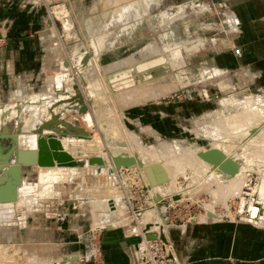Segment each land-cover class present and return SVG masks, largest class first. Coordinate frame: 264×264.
Listing matches in <instances>:
<instances>
[{"label":"rangeland","instance_id":"obj_1","mask_svg":"<svg viewBox=\"0 0 264 264\" xmlns=\"http://www.w3.org/2000/svg\"><path fill=\"white\" fill-rule=\"evenodd\" d=\"M143 1L38 0L45 7L42 26L49 28L48 54L55 66L46 72L50 77L47 83L38 86L40 98L35 99L24 90L0 101L3 105L0 109V152L12 149L13 134L24 136L26 141L34 137L30 133L32 128L40 119H49L53 114L68 126H82L88 132L86 138L63 137L95 140L99 136L108 158L122 147H140L147 159L164 155L165 163L168 160L167 163H174L183 172L173 176V180L168 178L161 186L150 187L146 167L107 168L103 156L95 154L81 159L82 165L71 168L24 167L18 200L0 206H7L0 211V264H64L59 257H54L55 250L37 247L31 239L32 226L38 223L40 227L52 228L55 220L60 219L61 229L67 231L70 224L75 229L70 233L65 231L64 240L67 241L70 235L75 237L80 226L81 231L91 228L90 235L109 224L125 231H128L127 225L136 226L131 233L141 230L144 224L162 234L167 225L215 218L264 226L258 223V218L264 214V205L257 199L262 187L264 191V182L260 187L258 169L242 174L240 187L233 188L234 191L231 185L223 186L221 181L209 183L205 174L197 172L196 161L192 166L185 164L191 159V151L205 150L220 141L219 144H230L231 149L244 142L245 149L253 154H248L249 161H246L250 163L252 158V165H261L264 169V148H261L264 135L256 136L262 143L256 137H253L256 141L250 138L256 127L264 123V89L248 84L238 69L220 68V73H213L214 62L210 57L214 52L206 43L212 36L223 38L226 30L217 9L208 0ZM54 8L64 10L61 18L56 16ZM162 12L169 15L162 16ZM63 16L69 19L68 30ZM92 37L97 38L95 44L104 38L102 47L96 44L99 59L92 58L84 76L83 73L79 75L72 65L71 54H80L82 50L89 52ZM153 43L159 48L151 51ZM117 61L123 65L115 67ZM151 65L155 66L154 70ZM133 70L140 76L134 82L131 80ZM58 76H62V81ZM80 76L84 83L91 82L93 100L86 95ZM121 77L128 84L120 87ZM147 79L155 81L149 85H152L149 94L137 93L136 89L146 87L145 83L150 81L140 80ZM112 80H116V91L109 88ZM72 85H76L81 94L85 113L77 112L75 106L79 103L75 100L57 105L58 98L64 99L74 93ZM132 93L136 97L134 100L128 97ZM69 105L74 107L69 109ZM249 109H254V115ZM59 126L51 125L49 132L55 134L60 131ZM56 137L61 143L63 137L57 134ZM26 141L19 140V143L28 146ZM79 147L80 144L76 145L77 151L73 154L78 158L87 155L82 154ZM92 157L100 158L101 165L88 164L87 159ZM178 163L186 167L181 168ZM97 200H101L103 208H96L99 212L94 208ZM248 213L255 217L253 222L247 221Z\"/></svg>","mask_w":264,"mask_h":264},{"label":"crops","instance_id":"obj_2","mask_svg":"<svg viewBox=\"0 0 264 264\" xmlns=\"http://www.w3.org/2000/svg\"><path fill=\"white\" fill-rule=\"evenodd\" d=\"M143 2L146 3L145 0ZM208 2L217 9L221 24L226 30L223 38L212 36L206 43L209 50L214 52L210 57L214 62L213 73H220V68L238 69V73L248 84L259 86L258 88L263 90L264 0ZM44 8L38 0H0V101L13 94H21L24 90L38 99V86L46 84L48 78L50 79L46 72L54 68L55 64L48 54L51 45L47 41L50 40L47 39L49 28L42 26L46 12ZM161 14L169 15L167 12ZM103 41L100 47L103 46ZM234 48H238L237 54L234 53ZM163 49L166 51V47ZM179 49L178 47L177 50ZM159 52L161 53V49ZM151 68L154 70L155 66L151 65ZM61 77L58 76L60 81ZM12 144L11 150L0 152V164H14L15 161H11L13 157L15 159L14 152L20 148H30L14 141ZM23 181L21 178L17 187V198ZM6 207L0 208V211ZM94 208L98 212L103 209L98 203L94 204ZM97 220L99 221V218ZM60 221L55 220L52 228L40 227L37 223L32 226L31 235L32 242L36 243L37 247L41 245L55 250L57 253L54 257H59L60 263L129 264L137 239L131 236L132 234L126 235L124 229L103 226L90 235L91 228L81 231L80 226L77 227L75 239L70 235L71 239L67 241L64 240L67 237L65 233L75 229L72 224L66 228L67 231L61 229ZM165 228L162 234L167 235L175 264H264V226L215 218L167 225Z\"/></svg>","mask_w":264,"mask_h":264},{"label":"bare ground","instance_id":"obj_3","mask_svg":"<svg viewBox=\"0 0 264 264\" xmlns=\"http://www.w3.org/2000/svg\"><path fill=\"white\" fill-rule=\"evenodd\" d=\"M58 7V6H57ZM62 11H64L63 9H55L54 8V13L56 14V16H58L59 18H61V13H62ZM63 14V13H62ZM66 16V15H65ZM64 17V16H63ZM63 20V22H64V25H65V28H66V30H68L69 29V27H70V22H69V19H67V17L65 18L64 17V19H62ZM97 38H95V37H92L90 40H89V48H90V50H89V52H88V55H85V53H87V51L86 50H82L81 52H80V54H75V55H72L71 54V56L73 57V63L74 64H72L73 65V67L75 66V70H77V72L79 71V73H83V76H84V72L85 71H87V69H88V67L90 66V64H91V62H92V58L94 59V60H98L99 59V52H98V50H97V47H96V44H101L102 43V41L104 40H99L96 44H95V40H96ZM104 42V41H103ZM80 46V45H79ZM151 46H153V48H151L152 49V51H154V49H158L159 47H157L156 46V44L155 43H153V44H151ZM151 46H149V47H151ZM100 47V46H99ZM145 49V48H144ZM170 52H175V51H171L170 50ZM85 56H87L86 57V59L84 58ZM147 59V58H146ZM125 61V60H124ZM121 65H123L120 61H117L116 63H115V67H120ZM131 66H133V65H130V67ZM122 70V69H121ZM87 73V72H86ZM124 77V76H123ZM128 77V76H127ZM131 80H132V82H134V81H137V79H140V76H138V74L137 73H135V71L133 70V72L131 73ZM117 80V79H116ZM116 80H112V82L111 83H109V88L112 90V91H116L115 90V85L117 84V83H114ZM148 80H150V79H147V80H140V81H148ZM154 79H151L150 81H148V82H146L145 84H146V87H141L140 89H136L135 91H138L137 93H139V94H143V95H146V94H149V92L151 91V89H150V87L152 86H149L151 83H153V82H155V81H153ZM95 80H93V82H94ZM124 81H127L126 79H123L122 77H121V79H119V86L121 87V85L122 86H124V85H127L128 83L127 82H124ZM96 82V81H95ZM131 82V83H132ZM89 84H91V82L90 81H85V85H84V89H85V92H86V94H87V96H89L92 100H93V95H92V90H91V88H90V86H89ZM118 86V87H119ZM97 87V86H96ZM120 87H119V89H120ZM98 90V89H97ZM124 94V93H123ZM134 93H132V94H130V95H128V97H131V99L132 100H134V99H136V97L133 95ZM151 95H153V94H151ZM101 96L99 95V98H100ZM139 99V98H138ZM89 101V100H88ZM249 102V101H248ZM252 104H254V103H252ZM245 105V104H244ZM247 105V104H246ZM249 105H250V102H249ZM2 106L3 105H0V109L2 108ZM253 106V105H252ZM242 107V106H241ZM250 108V107H249ZM262 108V107H261ZM3 109V108H2ZM259 109V108H258ZM252 110H254V109H249L248 111L250 112V113H252L253 114V112H252ZM242 113V112H241ZM244 113V112H243ZM242 113V114H243ZM252 114H250L251 116L250 117H252ZM245 115V114H244ZM254 115V114H253ZM70 117V116H69ZM114 117V116H113ZM261 117V116H260ZM253 118V117H252ZM245 120V119H244ZM249 120V119H248ZM250 121V120H249ZM239 122V121H238ZM242 122H244V121H242ZM242 122H241V124H242ZM262 122H263V119H262ZM245 124V123H244ZM243 124V125H244ZM247 124V123H246ZM251 124H253V122H251ZM263 125H264V123H263ZM263 125H258L257 127H256V129H255V131H253L254 133H252V135H250V138L252 137H256V136H258V134L259 135H261V137L264 135V126ZM113 126V125H112ZM231 126V125H230ZM254 126H256V125H254ZM109 127V126H108ZM240 127V126H239ZM251 127V126H250ZM234 128V127H233ZM236 128V127H235ZM114 129V128H113ZM120 127L118 126V128H117V131L119 132L120 131ZM112 130V129H111ZM115 130V129H114ZM262 130V133H260V131ZM108 131V130H107ZM45 132H49V131H47V130H44V133ZM110 132V131H109ZM112 132V131H111ZM6 134V133H5ZM248 134V133H247ZM263 134V135H262ZM34 135V134H33ZM119 135V133L118 134H116V136H118ZM13 136V139H14V142L16 143V144H18V145H21V143H19V140H21V141H26V140H23V139H25L24 138V136L23 137H19L17 134H13L12 135ZM70 136H72V135H70ZM114 136V135H113ZM27 137H29V136H27ZM73 137H75V136H73ZM79 137V136H78ZM80 137H84V136H80ZM99 137V136H98ZM96 138L95 140H86V139H83V138H80V139H75V138H71V137H63V139H61V145H62V148H63V150H65L66 152H70L71 153V155L74 157V158H76V159H82V160H85V159H83V158H86V157H89V156H91L92 154H95V155H97V156H100V157H102L103 159H104V161H105V163H106V166H107V168H113L114 166H113V163H112V161H111V156H114V155H118L119 157H121V159H120V162H119V165H118V167L116 168L117 170H119L121 167L122 168H130V170H131V168L132 169H134L133 167H136V165H138V166H142L143 168H145V175H146V172H147V175H149V179H151V181H152V183H149L150 184V187H153V186H155V185H157V184H160V186H161V184H163V183H165V182H167L168 181V178L169 179H171V178H173V176H176V174H178V173H181V171L183 172V170H180L178 167H176V165L174 164V163H167V161L168 160H166V163H165V161H164V159L166 158V157H164V155H162V156H155L154 158H152L151 156H150V159L148 160L147 159V157H146V155L143 153V151L140 149V147H135V148H131L130 146H125V147H122V148H120L119 149V151H118V153H116V154H113V155H109L110 157L108 158V155H106V153L102 150L103 149V147H104V145L102 144V141L101 140H99V138ZM259 137V136H258ZM258 137H256V139L258 138ZM20 138V139H19ZM34 138H35V135H34V137H30L29 139H27V145H28V147H34ZM247 138V140L249 139V137H246ZM251 138V139H252ZM253 138V140H255L256 141V139H254ZM260 138V137H259ZM263 139H264V137H263ZM119 140H121V139H119ZM245 140V139H244ZM257 140H259V139H257ZM261 140H262V138H261ZM225 141V140H224ZM221 142V141H220ZM220 142H218V143H214L211 147H209V148H214V149H216V150H218V152L219 153H221L223 156H224V159H226V160H228L227 162H226V164L224 165V166H222V167H219V165H212V164H210V162H207L204 158H202L200 155H199V152H201V151H203V150H200L199 152L198 151H191L190 152V155H189V158H191V159H188V160H186L185 161V164H186V166H192V164L194 165L195 163H192V162H194V161H196L197 162V167H196V169L198 168V171L197 172H202L203 174H205V177H207V179H208V181H209V183H210V181H212V180H214V182H216L217 183V181H221L222 182V185L223 186H225V185H227V186H232V190H234L233 188H236V187H240V181H241V176H242V174H246L247 172H249L250 170H252V169H258V171H259V173H260V176H261V179H260V181H261V184H260V187L262 186V183L264 182V169L263 168H260V166L258 167V166H256V165H252L251 164V162H254V161H252V158H250L251 159V162L249 163V162H247L246 161V159L248 160V154H250V155H253L252 154V152H249V151H247V149H245V147L243 146L244 144V142L241 144V145H239L237 148H235L234 146H232V147H234V148H232L231 149V145L229 144L228 146H227V144L225 143V144H223L224 142H222L221 144H219ZM253 142V141H252ZM259 142H261L260 140H259ZM249 143V142H248ZM262 143V142H261ZM15 144V145H16ZM78 144H80V151H81V153L82 154H87V155H85L84 157H81V158H78V156H75L74 154H73V152H76L77 150L75 149V147H76V145H78ZM251 145L250 146H252V143H250ZM262 144H264V140H263V143ZM22 145H24V144H22ZM129 145V144H128ZM254 145H255V143H254ZM253 145V146H254ZM249 146V147H250ZM263 146V145H262ZM17 147V146H16ZM260 147V146H259ZM116 148H118V147H116ZM248 148V147H247ZM255 148H257L256 146H255ZM261 148H264V147H261ZM15 149V148H14ZM13 149V150H14ZM133 149H135L136 150V152H133ZM253 149V148H252ZM258 149V148H257ZM117 150V149H116ZM251 150V149H250ZM259 150V149H258ZM262 150H264V149H262ZM251 151H253V150H251ZM12 152H14V151H12ZM261 152V151H260ZM15 153V152H14ZM13 153V154H14ZM88 153H90V154H88ZM254 153V152H253ZM259 153V152H258ZM79 154V153H78ZM261 154V153H260ZM7 155H8V153H7ZM6 155V156H7ZM157 155V154H156ZM161 155V154H160ZM5 157V156H4ZM13 157V156H12ZM157 157H158V159H157ZM161 157V159H159ZM164 157V159L162 160V158ZM188 157V156H187ZM248 157V158H247ZM257 158V157H256ZM125 159H130V161L128 162V163H126L125 164V162L123 161V160H125ZM170 159H172V158H169V160ZM175 159V158H174ZM173 159V160H174ZM179 158H177V160H178ZM152 160V161H151ZM255 160V159H254ZM12 162H14L15 161V159H14V157L12 158V160H11ZM104 161H103V165H105L104 164ZM249 161V160H248ZM258 161V160H257ZM182 162V161H181ZM260 162V161H259ZM125 165H124V164ZM180 163V162H179ZM179 163L177 164V166H181V165H179ZM258 163V162H257ZM256 163V164H257ZM182 165H183V163H181ZM9 165L10 164H8V165H4V164H0V183H2V181H5V180H7L6 178H8L9 179V175H7V168L9 167ZM149 165H151L150 167H149ZM259 165V164H258ZM264 165V164H263ZM186 166H181V168L183 167V168H185ZM29 167H31V166H29ZM32 167H39V168H53V167H64V166H56L55 164L54 165H52V166H42V167H40V166H36V165H33ZM65 167H67V166H65ZM86 167V166H85ZM68 168H71V167H68ZM121 168V169H122ZM165 170H163V169ZM104 169V168H103ZM233 170V171H232ZM205 172V173H204ZM202 173H201V175L200 176H202ZM147 175H146V177H147ZM161 175H163V177L161 176ZM168 175V176H167ZM162 178H161V177ZM148 179V178H147ZM171 180H173V179H171ZM170 181V180H169ZM20 182H21V180H20ZM218 184V183H217ZM264 185V184H263ZM230 186V187H231ZM258 186H256V188H257ZM158 188V187H157ZM259 188V187H258ZM263 188V187H262ZM262 188H261V191H262ZM154 189V188H153ZM227 189V188H226ZM254 190H255V188H254ZM235 191V190H234ZM256 191V190H255ZM260 191V190H259ZM259 191H257V192H259ZM259 192L260 193V195H258L259 197H257V199H258V202L259 203H261V204H263L264 205V191H262V192ZM158 194H160V193H158ZM161 195V194H160ZM18 198H19V189H18ZM18 198H17V188H16V199L18 200ZM15 199V200H16ZM16 200V201H17ZM109 200V199H108ZM16 201H9V202H7V203H4V202H1V203H3V204H0V206L1 205H7V204H11V203H14V202H16ZM101 200H97V201H95V205H96V202L98 203V206H100V207H102V204L101 203H99ZM257 201V200H256ZM16 204V203H15ZM262 205V206H263ZM112 213L113 212H115L114 210H110ZM117 211V210H116ZM263 213H264V211H263ZM212 214V213H211ZM96 216V218H98L97 217V215H95ZM98 221V220H97ZM156 221V220H155ZM152 222H147L146 224H151ZM258 223H261V224H263L264 223V214H262V215H260V217L258 218ZM107 226H112L111 224H109V225H107ZM126 229H128V231L130 232V234H132L131 233V231H133L134 229L136 230L137 229V227L136 226H134V225H132V226H129V225H127V227H126ZM163 231V230H162ZM164 232V231H163Z\"/></svg>","mask_w":264,"mask_h":264},{"label":"water","instance_id":"obj_4","mask_svg":"<svg viewBox=\"0 0 264 264\" xmlns=\"http://www.w3.org/2000/svg\"><path fill=\"white\" fill-rule=\"evenodd\" d=\"M85 55H88V52L85 53ZM86 57L87 56H85L84 58L86 59ZM73 61V57H71V62L73 63ZM66 65L67 62H64V66ZM75 71L77 72V70ZM77 73L79 74V71ZM80 80L81 83H84V80H82L81 76ZM72 87L74 89V93L71 96L65 97L64 99L58 98V100H56L57 105L63 106V103H70L75 100L79 103V106H75L77 112L85 113L86 105L81 100V94L78 92L76 85H72ZM55 103L53 106H55ZM68 107L70 109L74 106L69 105ZM51 115L52 116L49 119H40L38 125L32 128V131H30V133H33L35 135L34 147L20 148L16 150L15 162L14 164L10 165L6 170L10 178L0 183V202H9L14 201L16 199V188L20 184L21 172L24 167H29L33 165L42 167L52 166L54 164L56 166L70 167L76 165L80 166L83 164L82 160L74 159L72 155L63 150L60 141L56 137V134L60 137L66 135H76L77 137L84 136L83 138H86L88 132H85L82 126L70 127L68 126V123L64 120L57 119L53 114ZM51 125H60V131H57L55 134L54 132L52 133V131L44 133V130L49 131L51 129ZM68 128H71V130H68ZM11 139H13V137H11ZM11 147L12 145L10 146V148ZM199 155L204 158L207 162H210V164L219 165V167L224 166L228 161L224 159V156L214 148H207L199 152ZM120 159L121 157H119L118 155L111 156V161L113 163L114 168L118 167ZM123 161L126 164L130 161V159H125ZM87 163H96L98 165H101V160L100 158L92 157L87 159ZM161 176L163 177V175ZM147 178L148 182L152 183L151 179H149V175H147Z\"/></svg>","mask_w":264,"mask_h":264},{"label":"built area","instance_id":"obj_5","mask_svg":"<svg viewBox=\"0 0 264 264\" xmlns=\"http://www.w3.org/2000/svg\"><path fill=\"white\" fill-rule=\"evenodd\" d=\"M234 53H238V48H234ZM249 212V210L247 209ZM255 217H251L248 213L247 221H251ZM255 221V220H254ZM98 229V228H97ZM126 235H131L129 231H125ZM153 234L154 237H149ZM131 236L137 238L129 264H175L171 245L166 234H159L157 231L151 230L148 225H142L141 230L134 231Z\"/></svg>","mask_w":264,"mask_h":264}]
</instances>
